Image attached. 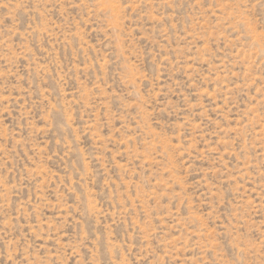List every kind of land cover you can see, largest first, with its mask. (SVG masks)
<instances>
[{
    "label": "rangeland",
    "instance_id": "1",
    "mask_svg": "<svg viewBox=\"0 0 264 264\" xmlns=\"http://www.w3.org/2000/svg\"><path fill=\"white\" fill-rule=\"evenodd\" d=\"M0 264H264V0H0Z\"/></svg>",
    "mask_w": 264,
    "mask_h": 264
}]
</instances>
